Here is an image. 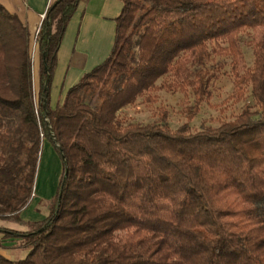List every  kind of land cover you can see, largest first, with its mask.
Here are the masks:
<instances>
[{
  "label": "trees",
  "instance_id": "1",
  "mask_svg": "<svg viewBox=\"0 0 264 264\" xmlns=\"http://www.w3.org/2000/svg\"><path fill=\"white\" fill-rule=\"evenodd\" d=\"M80 1H54L39 25L37 96L31 34L0 4V221L24 229L0 227V248L17 238L28 250L0 264H264V0H120L109 55L51 108ZM247 30L259 34L252 67ZM212 54L230 58L236 101L252 98L233 120L191 133L164 110L149 125L119 117L165 89L191 94L192 121L210 96ZM42 138L61 173L47 216L25 221Z\"/></svg>",
  "mask_w": 264,
  "mask_h": 264
},
{
  "label": "rangeland",
  "instance_id": "2",
  "mask_svg": "<svg viewBox=\"0 0 264 264\" xmlns=\"http://www.w3.org/2000/svg\"><path fill=\"white\" fill-rule=\"evenodd\" d=\"M241 47L245 61L249 67L253 65V44L259 39V34L255 31L247 30L240 35ZM213 48L212 44L210 45ZM221 47H225L221 44ZM30 56L32 64V86L34 95L37 96L38 83V51L35 44V35L31 37ZM209 70L210 82L208 91L209 98L202 105L200 112L190 122L186 119L185 109L193 104L191 94L184 96L179 92H170L165 89H159L147 94L136 100L134 105L127 106L118 112L119 117L124 122L137 123L140 125L154 124L158 120V112L164 110L166 112V122L168 126L175 130L185 123H188L190 132L196 133L204 127H217L221 122H228L238 115L245 105H252V98L247 93L243 101H236L233 96V78L230 73V58L225 54H212L207 62ZM158 81L157 85H160ZM46 143L51 146L46 138H42L38 162L36 167V175L34 181V196L30 203L38 200L37 204H33L22 211L21 217L26 221H41L47 216L48 196L52 194L57 186V180L60 175L61 162L57 156H50ZM51 149V148H50ZM54 148L52 146L53 151ZM48 155V157H47ZM45 160V165H43ZM34 199V200H33ZM33 206V207H32ZM0 227L23 231L17 225L1 222ZM0 254L4 257L17 261L23 259L28 250L20 247L21 239H12L1 242Z\"/></svg>",
  "mask_w": 264,
  "mask_h": 264
},
{
  "label": "crops",
  "instance_id": "3",
  "mask_svg": "<svg viewBox=\"0 0 264 264\" xmlns=\"http://www.w3.org/2000/svg\"><path fill=\"white\" fill-rule=\"evenodd\" d=\"M54 1L56 0H0V4L19 18L32 37L41 23L42 16ZM121 7L120 0L80 1L68 22L57 52L49 93L51 108L63 101L69 88L74 86L85 73L90 72L107 58L114 43V19L120 13ZM36 85L38 91V83ZM52 146V143L51 146L46 143L50 156L56 154L55 150L51 151ZM44 161L43 165H45ZM58 181L59 178L57 185ZM56 188L57 186L48 196L47 201L54 196ZM32 202L24 210L34 203ZM37 202L38 200L35 203ZM22 219L25 220L23 217Z\"/></svg>",
  "mask_w": 264,
  "mask_h": 264
},
{
  "label": "built area",
  "instance_id": "4",
  "mask_svg": "<svg viewBox=\"0 0 264 264\" xmlns=\"http://www.w3.org/2000/svg\"><path fill=\"white\" fill-rule=\"evenodd\" d=\"M43 18H44V16H42V20H43ZM41 20V21H42ZM39 28V27H38ZM37 31H38V29H37ZM37 31H36V33H35V35L37 34ZM34 196V194H32V197Z\"/></svg>",
  "mask_w": 264,
  "mask_h": 264
}]
</instances>
